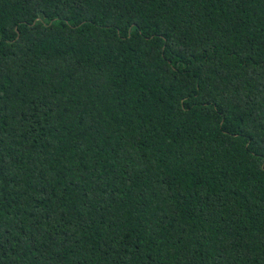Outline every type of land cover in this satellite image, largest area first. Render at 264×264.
Instances as JSON below:
<instances>
[{"label":"trees","instance_id":"16d2710c","mask_svg":"<svg viewBox=\"0 0 264 264\" xmlns=\"http://www.w3.org/2000/svg\"><path fill=\"white\" fill-rule=\"evenodd\" d=\"M0 264H264V0H0Z\"/></svg>","mask_w":264,"mask_h":264}]
</instances>
